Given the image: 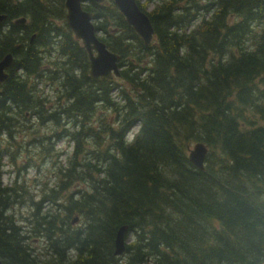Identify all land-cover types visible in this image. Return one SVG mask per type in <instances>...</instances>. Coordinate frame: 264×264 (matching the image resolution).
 Here are the masks:
<instances>
[{
    "label": "trees",
    "instance_id": "obj_1",
    "mask_svg": "<svg viewBox=\"0 0 264 264\" xmlns=\"http://www.w3.org/2000/svg\"><path fill=\"white\" fill-rule=\"evenodd\" d=\"M136 2L149 46L112 0L83 6L119 56L120 78L91 80L64 0H0V61L13 60L0 84V264H264V0ZM199 143L202 171L188 161ZM32 144L40 155L18 167Z\"/></svg>",
    "mask_w": 264,
    "mask_h": 264
},
{
    "label": "water",
    "instance_id": "obj_2",
    "mask_svg": "<svg viewBox=\"0 0 264 264\" xmlns=\"http://www.w3.org/2000/svg\"><path fill=\"white\" fill-rule=\"evenodd\" d=\"M104 2L105 0H64L66 27L87 54L88 74L91 80L120 78L119 56L111 53L106 45L99 40L93 25L92 15L83 9V6L88 3L102 4ZM112 2L124 18L127 26L134 31L145 46H149L154 38V30L148 16L140 10L136 0H112ZM5 19V16H0V23ZM24 23V19L15 22V24ZM12 63L11 55H6L0 61V84L8 79L7 70L12 66ZM206 155L207 148L201 143L195 144L188 150V161L194 168L202 171ZM77 222L78 219L76 218L72 225ZM125 232L126 228L121 227L116 234L114 243V256L116 257L121 256L125 251Z\"/></svg>",
    "mask_w": 264,
    "mask_h": 264
},
{
    "label": "rangeland",
    "instance_id": "obj_3",
    "mask_svg": "<svg viewBox=\"0 0 264 264\" xmlns=\"http://www.w3.org/2000/svg\"><path fill=\"white\" fill-rule=\"evenodd\" d=\"M155 3V2H154ZM152 9L151 5L148 6L147 8V11L149 12L150 10ZM46 89L48 90V88L46 87ZM46 89H43L44 90V93L45 94H49L50 95V91H47ZM36 130V128L34 129ZM137 131V128L133 129L131 132H129L126 136V139L129 141L132 139V136L134 135V133ZM41 135L43 134H46L47 130L45 129H42L39 131ZM4 140H5V143L3 141H1V147L2 149H5L7 148V142H6V139L5 137H2ZM26 138L29 139L31 138L30 134H27L26 135ZM26 138L24 139L26 142L30 141V140H26ZM15 142H20V139L17 138V140ZM34 144H32L31 147L29 148H26L25 151L23 152L22 156L16 161V164L18 167H20V165L22 163L25 162L24 159H28V158H31L30 156L31 155H36V156H39L40 153L39 150L37 148H33ZM40 146V145H39ZM41 147V146H40ZM193 146H191L189 149H191ZM72 148H73V143H69L68 140L66 139H63L59 142H55V140H53V152H56V153H60L63 157L61 158L62 160H64L66 157H67V154L71 153L72 151ZM208 152V151H207ZM51 159H48L47 163H50V161L52 160L55 164L58 165V158H56V154H52V157H50ZM36 162L35 163V169H39L38 166H40V169L39 170H36V171H40L39 173V176H38V181H41V182H45V181H51V177L48 175V174H51L50 172H48V168L45 167V166H48L49 164H45L44 166L41 164V162L39 161V157H36L35 158ZM8 159L7 157L4 158V160L2 161V164L4 165L3 167V172H4V175H3V185H9L13 179H14V171L12 168L9 167L8 165ZM59 166V165H58ZM35 169L34 168H29V169H26L24 172H22L21 176L23 178H26V181L30 184V186L33 185V183H31V179H33L35 176H37V173L35 172ZM55 173V171H54ZM32 188V187H31ZM35 199H38V195H35ZM15 216H17V219L19 222L23 223L24 221L21 219V218H25L27 217V209H23V208H20V210L18 209H15L13 210ZM77 224V223H76ZM75 224V225H76ZM131 241H133V238L129 237L128 238V243H130ZM30 245L32 246L33 249H40L41 247V243L38 242L37 240L35 239H32L30 240Z\"/></svg>",
    "mask_w": 264,
    "mask_h": 264
}]
</instances>
